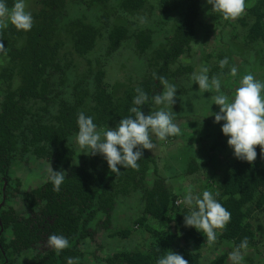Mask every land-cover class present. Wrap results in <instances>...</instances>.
Wrapping results in <instances>:
<instances>
[{
	"label": "trees",
	"instance_id": "16d2710c",
	"mask_svg": "<svg viewBox=\"0 0 264 264\" xmlns=\"http://www.w3.org/2000/svg\"><path fill=\"white\" fill-rule=\"evenodd\" d=\"M5 2L11 9L15 0ZM36 2L30 31H18L9 23L0 32L7 49V54L0 52V180L11 182L14 164L31 160L50 162L54 171L63 170L67 175L59 191H54L49 179L29 190L19 188L26 214L17 216L10 208L0 211V262L6 264L11 255L32 254L34 260L29 264H67L69 257L79 258V264H156L171 250L189 264H227L224 253L203 262L201 251L214 248L215 243H229L233 251L245 237L249 244L242 252L256 250L252 219L264 211V157L259 146L254 162L236 158L225 166L220 164L208 179V190L214 195L218 192L216 199L231 213L230 222L216 230V241L209 242L205 233L184 225L190 209L177 204L180 196L165 178L155 174L152 185H147L148 176L157 172L155 153L144 150L138 170L121 167L116 176L99 154L77 165L73 139L78 133V113L91 116L98 129L114 128L131 115L137 87L149 97L142 106L145 115L164 107L152 100L163 91L153 74L174 84L176 97L179 94L192 102L199 98L200 90L191 76L201 66L209 68L210 78L224 77L228 68L221 69L219 61L227 57L232 63L237 55L248 56V67L258 63L264 71V0H249L245 14L238 19L218 21L226 50L210 55L202 52L198 63L191 56V46L203 33V0ZM141 17L145 23L135 21ZM103 41L107 48L103 61H97L93 53ZM127 48L133 50V61L130 67L123 65L126 78L112 83L106 68L115 64L116 53ZM249 58L256 60L251 63ZM172 114L182 123L186 112L179 116L174 110ZM152 139L155 150L159 140L154 135ZM211 146L214 153L228 156L225 142L213 140ZM197 162L189 159L190 174L203 166ZM6 193L5 189L1 192L3 199ZM129 198L140 204L135 223L151 235L152 244L146 250H122L96 259L93 241H97L98 230L113 229L118 203ZM51 234L68 238L69 247L60 252L48 247ZM83 241H90L89 251L82 248ZM99 248L104 251L103 244Z\"/></svg>",
	"mask_w": 264,
	"mask_h": 264
},
{
	"label": "clouds",
	"instance_id": "9594fccd",
	"mask_svg": "<svg viewBox=\"0 0 264 264\" xmlns=\"http://www.w3.org/2000/svg\"><path fill=\"white\" fill-rule=\"evenodd\" d=\"M211 10L220 13L225 20H235L245 14L246 0H207ZM141 23L146 19L141 17ZM9 23L18 31H30L34 24L31 11L28 10L26 0H15L11 9L5 0H0V32L6 29ZM0 52L7 54V49L0 40ZM228 65V58L219 61L221 69ZM209 68L201 66L197 72H193L191 79L198 84L202 92L215 91L211 96L213 104L219 106L218 113H212L215 123L223 121L222 133L228 137L227 144L233 149L235 158L252 163L257 158L256 146L261 149L264 157V82L257 80L252 74H245L236 88L234 97L221 91L220 75L209 77ZM238 69L232 66L230 75L236 77ZM163 85V91L152 97L155 105H163L159 110L145 115L142 106L149 97L140 87L135 89L137 95L132 100L133 107L129 109L131 115L120 119L114 128L98 129L91 116L83 112L78 113L77 143L82 149H89V155H102L107 161L111 173L116 176L121 174L120 168H132L138 170L139 161L143 158L144 150L152 151L156 145L153 143V135L160 141L168 137L181 134V128L172 112L166 110L176 102L177 89L174 84L168 82L164 76L156 77ZM48 178L53 184L54 191H59L64 183L67 173L63 170L54 171L51 163L47 167ZM219 193L213 194L205 190L201 195L193 193L189 188L182 200L190 211L184 215V225L193 227L206 234L209 242L217 239V229H223L231 219V213L216 199ZM159 227L166 230L165 227ZM248 238L229 253V259L233 264H241L243 260L242 250L248 248ZM47 246L60 252L69 247V240L63 235L51 234L47 239ZM67 264H79V258L69 257ZM156 264H189L180 254L171 250L157 259Z\"/></svg>",
	"mask_w": 264,
	"mask_h": 264
},
{
	"label": "rangeland",
	"instance_id": "374dc122",
	"mask_svg": "<svg viewBox=\"0 0 264 264\" xmlns=\"http://www.w3.org/2000/svg\"><path fill=\"white\" fill-rule=\"evenodd\" d=\"M205 2L203 9V26L201 25L202 32L196 42L191 46V56L196 59V63L201 61L200 56L203 52L204 55L214 54L222 49L226 50L222 37V28L217 25L218 21L224 22V18L218 12L211 10V5ZM28 5V10L33 14L36 9H38V4L36 0H26ZM249 0H246V4ZM173 18H177L173 15ZM135 21H141L136 19ZM173 26V20H172ZM107 46L103 41L100 43L93 53V59L97 61H103L105 50ZM133 50L130 48L123 49L114 55L113 65L108 66V77L109 80L114 83L118 80H125L126 68L123 65L130 67L133 61L132 58ZM197 53V54H196ZM120 59V60H119ZM232 63L228 62L226 70L224 72H229L232 66L237 67L238 73L236 77H232L229 73L221 78V91L222 93L229 96L230 100L234 97V93L237 87H239V82L245 74H252L254 77L264 82V71L260 70L259 64H250L248 67L246 64L248 62V56L239 57L234 55L231 58ZM256 60L255 58L250 59L251 63ZM97 63L96 61H94ZM185 61L182 62V64ZM188 63H191L189 60ZM263 63V62H262ZM185 65V64H183ZM138 64L136 65V67ZM255 68L256 70H252ZM125 77V78H124ZM124 78V79H123ZM226 80V81H225ZM224 82V83H222ZM186 86V83H182V88ZM181 92V91H180ZM199 98L195 97L192 102H186L184 97H176V103L173 105V109L168 110L173 112L177 111V115L182 116V112H186L183 115L185 119L182 123L176 121L180 128L181 134L171 137L168 140L158 141V147L152 150V153L157 157V172L151 173L147 178V185H152L155 174L157 176H162L168 181L170 189L180 196L182 200L186 191L191 188L193 193L196 195H201L203 191L208 190L207 185L208 179L216 174V169L221 164L225 166L228 161H233L235 158L233 149H231L228 144L226 137L222 133L223 121L220 123H215L214 116L212 113L219 112V106L213 104L214 102L210 99L211 96L216 95L215 91L211 92H198ZM180 102V103H179ZM190 103V104H189ZM192 103V104H191ZM187 121V122H183ZM218 141L219 143L226 144L228 150V156L224 154H217L212 151L211 143L212 141ZM73 144L78 155L74 158V162L80 165L82 162L89 161L90 151L85 148L82 149L78 143L77 139H73ZM195 158L199 165H203L200 170L190 174L188 172L189 159ZM49 162L31 160L29 163H16L11 172V182L6 183L5 191L6 198L3 199L1 192L4 190V184L0 180V210L3 209H13L12 211L17 216H22L26 214V206L23 202L22 197H18L19 188L21 190H29L32 187H38L45 183L48 178L47 167ZM51 166L53 167L52 163ZM181 207H187L183 203H179ZM140 204L136 199L129 198L128 200H121L114 212L113 216V229L111 231L98 230L97 241H93L94 255L96 259L100 257H106L107 255H114L122 250H146L150 247L151 235L143 230L142 227L136 225L135 221L139 217ZM253 229L257 237V248L256 250H248L242 252L243 260L241 264H264V211L256 215L252 219ZM95 225V224H94ZM101 242V243H100ZM100 244H103L104 251L99 250ZM90 241H86L83 244V249L90 250ZM213 245V244H212ZM214 248H204L202 252L203 262H208L217 254H226L227 264H233L229 259V253L232 252L231 245L229 243H223L219 245L215 243ZM93 248V247H92ZM250 258V263L245 261ZM32 254L22 255L18 258L16 255H11L9 260L5 262L6 264H29L33 261ZM3 264V262H0ZM90 264H102L100 261L90 262Z\"/></svg>",
	"mask_w": 264,
	"mask_h": 264
},
{
	"label": "flooded vegetation",
	"instance_id": "af4514ba",
	"mask_svg": "<svg viewBox=\"0 0 264 264\" xmlns=\"http://www.w3.org/2000/svg\"><path fill=\"white\" fill-rule=\"evenodd\" d=\"M0 100H2V98L0 97ZM53 165V164H52ZM14 166H15V164H14ZM14 166L12 167V169L14 168ZM53 168V167H52ZM12 169H11V172H12ZM6 183H8V182H4V186H6ZM177 204H179L178 202H177ZM180 205V204H179ZM1 211V210H0ZM115 212V211H114ZM114 215V214H113ZM2 231V230H1ZM0 231V232H1ZM7 234V233H6ZM9 236V234H7V237ZM1 237H2V235H0V240H1ZM83 242H85V241H83ZM9 258H10V256H9ZM8 258V259H9ZM1 264V263H0Z\"/></svg>",
	"mask_w": 264,
	"mask_h": 264
},
{
	"label": "water",
	"instance_id": "95a60500",
	"mask_svg": "<svg viewBox=\"0 0 264 264\" xmlns=\"http://www.w3.org/2000/svg\"><path fill=\"white\" fill-rule=\"evenodd\" d=\"M4 189H5V186H4Z\"/></svg>",
	"mask_w": 264,
	"mask_h": 264
}]
</instances>
